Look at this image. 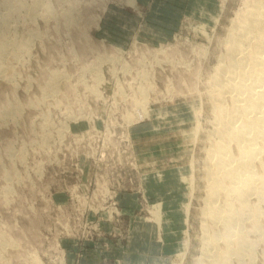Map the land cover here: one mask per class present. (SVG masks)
<instances>
[{"label":"rangeland","instance_id":"rangeland-1","mask_svg":"<svg viewBox=\"0 0 264 264\" xmlns=\"http://www.w3.org/2000/svg\"><path fill=\"white\" fill-rule=\"evenodd\" d=\"M39 1L53 15L21 12L0 58V264H204L224 231L208 214L212 79L254 0ZM249 201L261 230L245 221L251 255L231 264H264V201Z\"/></svg>","mask_w":264,"mask_h":264},{"label":"bare ground","instance_id":"bare-ground-1","mask_svg":"<svg viewBox=\"0 0 264 264\" xmlns=\"http://www.w3.org/2000/svg\"><path fill=\"white\" fill-rule=\"evenodd\" d=\"M131 3L135 4V0H131ZM29 5L25 2L0 0V58L6 56V47L12 46L9 39L5 38L15 28L17 16L23 11L32 15L37 7H47L39 0H34L36 7ZM65 18L70 22L71 15L66 14ZM228 31L225 47L227 53L221 56L222 60L217 63L212 79L215 92L213 97L218 103L215 106L217 139L209 152L210 195L207 199V213L215 224H222L224 231L206 233L204 264H231L233 256L243 260L246 255H251L253 242L248 240L246 231L249 228L246 229L244 224L249 220L251 227L261 230L259 218H263L259 207L251 205L249 199L256 194L261 202L264 201V176L254 169L257 157L264 155V0H254L247 5L244 14L239 16L234 27ZM100 66L94 68L98 82L104 78ZM226 100H229L230 107L226 106ZM232 142L237 144L238 155L232 154ZM221 196L224 201H219ZM220 240L227 246L223 250L219 246Z\"/></svg>","mask_w":264,"mask_h":264},{"label":"crops","instance_id":"crops-1","mask_svg":"<svg viewBox=\"0 0 264 264\" xmlns=\"http://www.w3.org/2000/svg\"><path fill=\"white\" fill-rule=\"evenodd\" d=\"M133 199H134V204H136L135 203V197H133V196H131ZM131 198V199H132ZM133 232H134V234H135V237H134V240H136L137 238H136V233H137V226L135 227V224H133ZM125 257H127V259L128 258H135L136 259V257H137V248L136 249H133V250H131V252L130 253H125Z\"/></svg>","mask_w":264,"mask_h":264},{"label":"built area","instance_id":"built-area-1","mask_svg":"<svg viewBox=\"0 0 264 264\" xmlns=\"http://www.w3.org/2000/svg\"><path fill=\"white\" fill-rule=\"evenodd\" d=\"M134 113H136V115H133V117H128V118H125L124 116V119L123 122H122V126H130L131 124H135L137 123V108H135L134 110ZM135 120V122H133Z\"/></svg>","mask_w":264,"mask_h":264}]
</instances>
